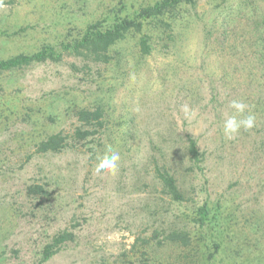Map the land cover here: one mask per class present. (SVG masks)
<instances>
[{"label": "rangeland", "instance_id": "1", "mask_svg": "<svg viewBox=\"0 0 264 264\" xmlns=\"http://www.w3.org/2000/svg\"><path fill=\"white\" fill-rule=\"evenodd\" d=\"M144 1L2 0L0 59L34 50L57 24L84 26L120 2ZM242 1L200 0L175 45H157L140 58L127 38L114 46L119 61L92 65L88 75L73 70L81 60L71 56L0 70V264H36L40 244L72 217L74 241L43 264L110 263L152 221L205 199L218 206L220 249H209L213 257L198 264H264V4ZM99 99L108 102L111 119L104 151L111 146L121 157L115 175H98L99 155L82 152L24 161L35 140L70 127L67 108ZM233 100L248 104L256 124L227 140L223 121L234 114ZM49 112L54 120L44 119ZM188 137L204 153L201 170L186 171ZM161 165L189 200L178 205L159 195ZM31 182L45 184L50 199L28 203L24 187ZM30 209L34 216L26 215ZM159 253L172 255L169 248Z\"/></svg>", "mask_w": 264, "mask_h": 264}, {"label": "trees", "instance_id": "2", "mask_svg": "<svg viewBox=\"0 0 264 264\" xmlns=\"http://www.w3.org/2000/svg\"><path fill=\"white\" fill-rule=\"evenodd\" d=\"M199 1L146 0L136 7H126L124 2H120L116 7L101 12L99 17L84 26L57 24L54 33H49V40L34 50L1 58L0 70L18 69L47 60L59 62L64 56H71L81 60L79 67L75 63L70 65L73 70L83 71L88 75L92 65H106L113 59L119 61V50L114 49V46L127 38L135 41L140 58H144L157 45L169 48V45L177 43L182 32L195 18H191V15L196 11ZM245 1L247 0L242 3ZM261 1L264 4V0ZM108 107L107 101L99 99L91 106L67 108L65 115L74 119L70 127L46 133L35 140L32 153L27 154L24 161H28L33 155H54L66 151L87 153L89 159L102 156L105 141L111 131ZM30 115L26 112L22 121H30ZM51 115L49 112L44 119L54 120ZM182 156L190 162L186 171L191 170L193 165L198 170L202 169L199 163L204 158V153L199 151L196 140L192 137H188ZM155 178L160 186L159 195L178 205L190 199L167 166L156 167ZM24 192L26 201L31 204L35 200V205L40 203L38 199L51 197L48 188L41 182L26 184ZM216 207L218 206L210 205L205 199L190 211L187 209L178 215L152 221L149 228L135 234L129 249L121 251L106 264H198L203 256L210 260L213 255L209 249H220V243L214 237L220 227ZM155 211L156 209L152 213ZM26 215L34 216V209H30ZM76 225L75 218L72 217L64 229L54 232L40 244L35 251L36 264H43L59 253L68 242H73V229ZM165 248H169L172 257H161L159 251Z\"/></svg>", "mask_w": 264, "mask_h": 264}, {"label": "clouds", "instance_id": "3", "mask_svg": "<svg viewBox=\"0 0 264 264\" xmlns=\"http://www.w3.org/2000/svg\"><path fill=\"white\" fill-rule=\"evenodd\" d=\"M0 5H2V0H0ZM230 106L234 110V114L223 121V134L227 140H235L242 129L248 131L255 127L256 116L248 110V104L242 100H233ZM182 110L186 118L193 114L187 105L182 106ZM246 111L247 114H245ZM120 159V153L109 146L102 156L97 157L95 172L98 175H115L120 168Z\"/></svg>", "mask_w": 264, "mask_h": 264}]
</instances>
